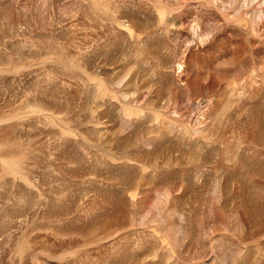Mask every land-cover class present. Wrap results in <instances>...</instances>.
Segmentation results:
<instances>
[{
	"label": "rangeland",
	"instance_id": "374dc122",
	"mask_svg": "<svg viewBox=\"0 0 264 264\" xmlns=\"http://www.w3.org/2000/svg\"><path fill=\"white\" fill-rule=\"evenodd\" d=\"M0 264H264V0H0Z\"/></svg>",
	"mask_w": 264,
	"mask_h": 264
}]
</instances>
